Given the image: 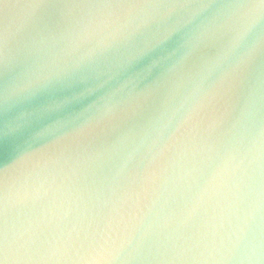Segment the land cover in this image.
<instances>
[{"label":"water","instance_id":"1","mask_svg":"<svg viewBox=\"0 0 264 264\" xmlns=\"http://www.w3.org/2000/svg\"><path fill=\"white\" fill-rule=\"evenodd\" d=\"M0 264H264V0H0Z\"/></svg>","mask_w":264,"mask_h":264}]
</instances>
